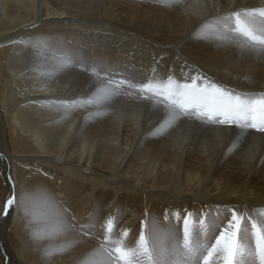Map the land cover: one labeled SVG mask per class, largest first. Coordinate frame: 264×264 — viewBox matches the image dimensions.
<instances>
[{
  "label": "bare ground",
  "instance_id": "1",
  "mask_svg": "<svg viewBox=\"0 0 264 264\" xmlns=\"http://www.w3.org/2000/svg\"><path fill=\"white\" fill-rule=\"evenodd\" d=\"M193 1L0 0V264H92L110 217L128 247L150 219L182 235L177 212L221 227L228 209L264 217V133L191 116L168 127L139 91L86 103L94 69L137 85L199 73L264 94V56L204 26L264 0ZM13 185L27 203L4 215Z\"/></svg>",
  "mask_w": 264,
  "mask_h": 264
},
{
  "label": "snow or ice",
  "instance_id": "2",
  "mask_svg": "<svg viewBox=\"0 0 264 264\" xmlns=\"http://www.w3.org/2000/svg\"><path fill=\"white\" fill-rule=\"evenodd\" d=\"M204 26L217 33L223 43L234 42L232 34H235L242 38V42L236 41L242 50L264 56V6L233 11L206 21ZM71 62L69 57L63 66L67 67ZM84 68L87 70V66ZM93 75L95 79L89 91L95 88V92L89 96L87 104H102L122 88L136 89L151 94L146 98L160 100L165 108L164 125L168 127L180 116H191L202 122L235 125L242 133L246 129L264 133V94L253 97L234 92L199 73L183 82L170 75L166 81L154 83L150 80L139 85L127 79L116 80L108 72L101 75L100 70L94 69ZM26 203L27 193L22 191L18 197L13 185L3 214L8 215L9 209L24 207ZM227 211L230 218L223 227L210 221L206 213L193 219L190 212H185L182 217L177 212V219L183 221L182 235L171 228H162L158 221L150 219L149 234L146 236L142 228L134 247H128L124 239H112L118 217H110L104 226V241L97 250L99 255L92 264H112L113 255L118 264H215L217 260L220 264H264V217L257 221L238 214L235 209ZM168 215L165 214L166 220ZM121 235L126 238L128 230ZM253 240L254 246L250 242Z\"/></svg>",
  "mask_w": 264,
  "mask_h": 264
},
{
  "label": "rangeland",
  "instance_id": "3",
  "mask_svg": "<svg viewBox=\"0 0 264 264\" xmlns=\"http://www.w3.org/2000/svg\"><path fill=\"white\" fill-rule=\"evenodd\" d=\"M195 1H196V2H194V1H193V2H190L191 4L188 6V8H191V9L197 10L198 7H199V0H195ZM124 76H125V77H122V78H121V76H119L120 78H117L116 80L127 79V80L132 81V80H131V79H132V78H131L132 76H131V77H129L128 75H124ZM132 82H133V81H132ZM134 83H135V82H134ZM139 84H142V83H139ZM139 84H138V85H139ZM0 85H2V84H0ZM0 87H1V86H0ZM129 90H130V89H125V90H124V89L122 88V89L120 90V94H122L124 97L127 96L128 98H132V99H134V95H136V93H137L138 90H136V89H135L136 91H135V90H130L131 92L128 93ZM131 93H132V94H131ZM149 95H151V94H148V93H147V95H145V96L140 95V97L142 96V97L145 98V99L142 98V100H149V98H146V96H149ZM132 96H133V97H132ZM140 97H139V94H137L135 98H139V99H141ZM150 99H153V98H150ZM22 169L27 173V169H28L27 166H23ZM0 174H2V171L0 172ZM6 177L9 178L10 176L7 174ZM9 180H10V179H9ZM5 184H6L5 182L2 183L3 186H5ZM8 194H9V192H8ZM4 196H5V189L2 188V187H0V199H2ZM6 200H7V199H6Z\"/></svg>",
  "mask_w": 264,
  "mask_h": 264
}]
</instances>
